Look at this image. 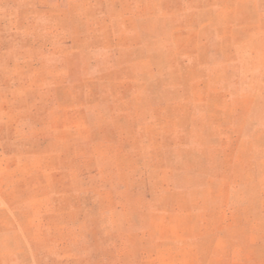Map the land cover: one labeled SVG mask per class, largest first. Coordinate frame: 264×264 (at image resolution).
<instances>
[{"label": "rangeland", "instance_id": "obj_1", "mask_svg": "<svg viewBox=\"0 0 264 264\" xmlns=\"http://www.w3.org/2000/svg\"><path fill=\"white\" fill-rule=\"evenodd\" d=\"M0 264H264V0H0Z\"/></svg>", "mask_w": 264, "mask_h": 264}]
</instances>
